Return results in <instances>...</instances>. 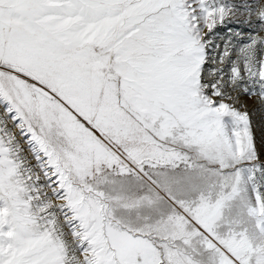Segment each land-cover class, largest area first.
<instances>
[{"label": "snow or ice", "instance_id": "6c2138e0", "mask_svg": "<svg viewBox=\"0 0 264 264\" xmlns=\"http://www.w3.org/2000/svg\"><path fill=\"white\" fill-rule=\"evenodd\" d=\"M0 264H264V0H0Z\"/></svg>", "mask_w": 264, "mask_h": 264}, {"label": "rangeland", "instance_id": "374dc122", "mask_svg": "<svg viewBox=\"0 0 264 264\" xmlns=\"http://www.w3.org/2000/svg\"><path fill=\"white\" fill-rule=\"evenodd\" d=\"M260 118V114L257 113L255 116H254V119H259Z\"/></svg>", "mask_w": 264, "mask_h": 264}]
</instances>
